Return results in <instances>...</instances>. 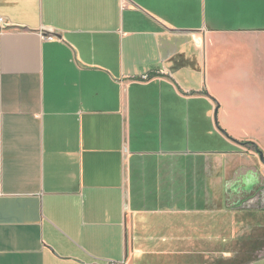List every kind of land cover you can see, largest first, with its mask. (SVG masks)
Here are the masks:
<instances>
[{
  "label": "crops",
  "instance_id": "obj_1",
  "mask_svg": "<svg viewBox=\"0 0 264 264\" xmlns=\"http://www.w3.org/2000/svg\"><path fill=\"white\" fill-rule=\"evenodd\" d=\"M251 92L264 0H0V264H261Z\"/></svg>",
  "mask_w": 264,
  "mask_h": 264
},
{
  "label": "rangeland",
  "instance_id": "obj_2",
  "mask_svg": "<svg viewBox=\"0 0 264 264\" xmlns=\"http://www.w3.org/2000/svg\"><path fill=\"white\" fill-rule=\"evenodd\" d=\"M228 95L231 96V93ZM250 96L251 99H248L249 93H247V100H244V102L243 100H240V104L245 107H241L238 110H235V108L232 106H226L227 110L216 107L213 111L214 123H217L218 126L223 130L220 119L222 115L225 114L230 123L233 122V124L240 129L245 137V142L254 143L258 146L259 150L264 153V103L262 102V99L259 98L260 95L258 93L251 92ZM237 116H240V121L237 120ZM213 140L214 148H217L218 144H220V140L217 138V136H215ZM250 146L246 145V159L250 161V164L254 166H260L261 169H264L263 161H260L258 158L253 156L252 150L255 148ZM230 150H232V148ZM262 184H264V179ZM245 215L247 219V234L252 232V234L256 237H261L262 241L260 244V253L262 258L259 260V262L264 264V209L261 211L247 210ZM230 217L232 219V216Z\"/></svg>",
  "mask_w": 264,
  "mask_h": 264
},
{
  "label": "flooded vegetation",
  "instance_id": "obj_3",
  "mask_svg": "<svg viewBox=\"0 0 264 264\" xmlns=\"http://www.w3.org/2000/svg\"><path fill=\"white\" fill-rule=\"evenodd\" d=\"M254 150L259 154L260 157L259 150L257 148H255ZM245 199L246 200L250 199V201L247 202L245 207L252 206V207H261L264 209V184L259 186L257 185L253 188L252 191L246 193Z\"/></svg>",
  "mask_w": 264,
  "mask_h": 264
},
{
  "label": "trees",
  "instance_id": "obj_4",
  "mask_svg": "<svg viewBox=\"0 0 264 264\" xmlns=\"http://www.w3.org/2000/svg\"><path fill=\"white\" fill-rule=\"evenodd\" d=\"M247 145H251L250 147H255V148H258V146L257 145H255L254 143H252V142H247L246 143Z\"/></svg>",
  "mask_w": 264,
  "mask_h": 264
},
{
  "label": "water",
  "instance_id": "obj_5",
  "mask_svg": "<svg viewBox=\"0 0 264 264\" xmlns=\"http://www.w3.org/2000/svg\"><path fill=\"white\" fill-rule=\"evenodd\" d=\"M258 150H259V148H258ZM259 152H260L261 160H262L263 163H264V153H263L261 150H259Z\"/></svg>",
  "mask_w": 264,
  "mask_h": 264
},
{
  "label": "built area",
  "instance_id": "obj_6",
  "mask_svg": "<svg viewBox=\"0 0 264 264\" xmlns=\"http://www.w3.org/2000/svg\"><path fill=\"white\" fill-rule=\"evenodd\" d=\"M109 264H119V263H115V262H110Z\"/></svg>",
  "mask_w": 264,
  "mask_h": 264
}]
</instances>
